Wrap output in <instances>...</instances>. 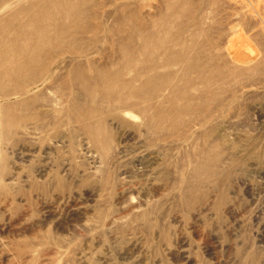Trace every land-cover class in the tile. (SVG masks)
I'll return each instance as SVG.
<instances>
[{
    "label": "rangeland",
    "instance_id": "rangeland-1",
    "mask_svg": "<svg viewBox=\"0 0 264 264\" xmlns=\"http://www.w3.org/2000/svg\"><path fill=\"white\" fill-rule=\"evenodd\" d=\"M99 1L88 7L98 43L88 32L82 44L92 66L123 58L104 26L130 1L140 34L167 38L155 71L168 79L147 100L109 80L80 102L44 79L29 107L0 84V264H264V0ZM132 41L147 62L150 47ZM73 62L49 60L56 75ZM172 86L189 107L176 117Z\"/></svg>",
    "mask_w": 264,
    "mask_h": 264
},
{
    "label": "bare ground",
    "instance_id": "bare-ground-1",
    "mask_svg": "<svg viewBox=\"0 0 264 264\" xmlns=\"http://www.w3.org/2000/svg\"><path fill=\"white\" fill-rule=\"evenodd\" d=\"M127 2L122 3V8L125 10L127 9V11L129 10L128 14L125 13L127 14L125 15L122 13L123 16H116L112 26H104L106 35L110 39V43L108 44L109 47L112 48L110 53L111 51L113 53L116 52L114 50H117V47L122 48L123 58L117 60V62L113 61L112 63H109V65L92 66L95 59L89 58L86 51L87 49L84 48L82 44L87 42L84 38L88 32L91 33L90 43H98V38L95 32L101 28V24H94L91 22L90 17H92V14L88 7L92 5V3L99 4L101 1L0 0V7L9 3H14L13 10L0 17V84H3L1 89L2 93L6 95V97L12 92L16 95L24 93L26 94V97L21 99L19 105L21 107L33 106L37 100V95H40V93H38L39 89L36 88H38L41 81L44 79L54 81V79L60 78L62 86L69 89L73 94L74 99L80 102L81 100H78L79 97L77 98L76 96L85 95L90 97L92 88L99 90L104 89L110 85L107 84V82L112 80V82L116 81V83L119 82L117 84H122L120 86L129 87L131 97L142 96V98H145L146 100L149 99L160 87L158 81L166 82V79H168L167 76H165V79L162 77L163 74L161 71H159L160 73L155 71V67L157 69L155 53L160 47L165 45L163 39L167 40V38H162L158 31H148L146 34L141 35L139 31L144 25V20L139 18L137 13H141L142 6L139 5L136 7L134 5L135 3L132 5L133 7L131 5L128 6L127 4L130 1ZM103 5H105V3L102 2L101 7ZM96 11H93V13ZM133 20H135L134 25L132 24ZM124 23H127L125 24V27ZM136 34H138L141 39V47L140 45L137 46H139V49H142V53L148 51L147 47H150L151 56H149L147 62L141 64H137L134 60L132 40H134V35ZM124 36H127V41H123ZM151 41H154L153 45H151ZM105 46L107 48L106 43ZM59 52L67 53L74 62L69 66L68 64H64L63 67L68 66L67 70L61 75H56L54 73L55 65H50L49 60ZM82 55L85 58H80ZM195 57L196 56L193 58ZM167 60L168 61L164 59L162 65H164L163 62L165 63V61L170 62L169 58ZM192 62L184 64L185 67L183 65L182 70H185V72L181 74V80H184V77L188 76V71H192L194 66L196 68L197 65H194ZM124 71L132 72V75L128 80L123 79V76H125V74L123 75ZM199 71L201 72L202 69ZM199 71L198 74L200 73ZM199 75L198 78H202V75ZM195 79L187 81L193 82ZM134 80H139L140 86H138V88L132 86L131 81ZM171 89L172 93L168 96L167 101L172 103V107L169 110L171 113L170 115L176 117L182 110H187L189 107L186 106L183 108V106L181 107L173 103L176 97L174 93L175 90L178 93V96H181V94L183 95L184 92H182V86L180 87L177 85V89L175 90L174 86H172ZM73 103L76 104V102ZM119 106L121 107V105ZM76 107H80V105L77 104ZM123 108L124 107L122 106V109ZM158 109H161V107ZM2 112L4 113V118L7 119L8 117L9 119V107L4 105L2 107ZM99 123L101 124V122ZM183 123L181 121V124Z\"/></svg>",
    "mask_w": 264,
    "mask_h": 264
}]
</instances>
